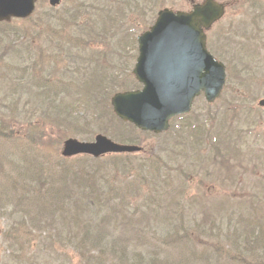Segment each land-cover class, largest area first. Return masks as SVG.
I'll list each match as a JSON object with an SVG mask.
<instances>
[{
  "label": "rangeland",
  "instance_id": "rangeland-1",
  "mask_svg": "<svg viewBox=\"0 0 264 264\" xmlns=\"http://www.w3.org/2000/svg\"><path fill=\"white\" fill-rule=\"evenodd\" d=\"M154 1L62 0L51 10L48 0H38L30 19L11 21V29L19 30L27 47L20 61L29 67L22 80L17 76L3 82L11 100L17 98L16 88L22 87L18 109L25 118L11 124L15 125L14 139L0 138V264H62L56 255L63 260L64 253L68 264H78L80 257L72 239L84 226L100 236L104 249L99 257L104 256L105 264L120 263L119 244H128L130 249L137 248V254L154 259L144 264H264V110L257 105L264 98V87L258 91L264 84V0H258L254 17L251 4L241 7L239 2L216 0L227 1L226 14L207 35L208 44L213 42L215 49L224 46L221 39L231 49L241 43L246 61L255 67L253 77L250 66L245 69V65L235 64L232 68L230 89L240 96L248 114L234 131L240 139L231 142L230 149L238 153L226 156L223 163L228 170L220 165L212 169L215 162L209 152L197 157L190 146L179 155L176 140L167 146L173 150L165 155L160 137L134 131L112 112V91L138 86L132 75L138 54L132 39L155 20L153 13L148 14ZM158 1L187 10L202 0ZM255 17L259 31L251 26ZM13 41L3 45L8 51L0 59L3 68L17 55ZM99 68L101 76L126 71L117 83L108 86L107 81L101 86L103 102L87 100L88 92L98 84ZM39 86L49 89V94L37 96ZM205 104L200 97L195 109L204 110ZM10 131L8 128L7 133ZM98 132L124 135L144 150L130 164L124 165L118 157H104L97 161L101 166L97 168L90 161L92 165L84 166L83 175L93 185L88 190L82 186L83 179L79 185L71 183L70 193L64 197L59 191L82 160L72 158L73 164H64L60 154L64 140L84 141ZM193 147L209 150L208 139ZM223 153L212 152L214 156ZM164 157L167 160L162 162ZM162 164L167 166L161 172L150 174ZM179 168L189 176H181ZM105 169H110L108 175L103 174ZM81 191L84 197L74 203ZM57 195L60 202L56 206ZM72 214H76L75 221ZM195 216L199 222L181 225ZM206 220L204 226L216 239L201 234L200 222ZM89 238L93 239H82Z\"/></svg>",
  "mask_w": 264,
  "mask_h": 264
},
{
  "label": "water",
  "instance_id": "water-1",
  "mask_svg": "<svg viewBox=\"0 0 264 264\" xmlns=\"http://www.w3.org/2000/svg\"><path fill=\"white\" fill-rule=\"evenodd\" d=\"M35 0H0V21L28 16ZM59 0H50L56 5ZM223 7L212 0L196 5L190 13H159L149 31L138 37L139 56L133 74L143 84L141 91L116 94L112 100L115 114L142 129L159 131L170 118L189 111L201 91L208 102L219 95L224 84V67L206 49L204 30L219 20ZM264 107V100L259 102ZM118 146L102 136L95 143L65 141L62 155L134 151Z\"/></svg>",
  "mask_w": 264,
  "mask_h": 264
},
{
  "label": "trees",
  "instance_id": "trees-1",
  "mask_svg": "<svg viewBox=\"0 0 264 264\" xmlns=\"http://www.w3.org/2000/svg\"><path fill=\"white\" fill-rule=\"evenodd\" d=\"M7 33H8L7 30H4L3 28H0V43L3 40V36H5ZM238 39L239 38H237V40ZM222 43H223L224 46L222 48H219L220 54L222 56V59L228 64V67H229L231 73L234 74L232 72V70H233L232 69L233 67L231 66L232 62L235 63V61H236L239 64H243V63L245 64V61H246L245 55H244V53L242 51L241 43H239V48H236V49L228 48L226 46L227 43H228L227 40H222ZM3 53H4V50H2L0 52V59H1V56H2L1 54H3ZM251 69H252L251 75L254 76L255 75V71H254L255 67H252ZM1 72L4 75V77L8 78V75L5 72H3V70ZM232 74H231V76H232ZM234 102L236 103V107H234L232 109H229L228 106H226L225 104H222L220 106V109H217L216 111L207 110V113H213V114H215L214 115L215 118L220 117V119H223V121L226 120V117L229 114H233L234 116H240V115L246 116V114H248V111H247V107L244 106L243 102L238 97L234 98ZM198 116H199V114H195V112H194V113H192V114H190L188 116H184V117H182L180 119V122L182 123V125H186V128H187V130L189 132V133H187V135L189 137H191V135H190V125H195L194 128H193V131H192V136L194 138H196L197 132H199V134H202V129H201L202 124L199 126L201 121L198 122ZM207 117L213 119V115L212 114H207ZM224 141L222 139H218L217 145L222 147L224 145ZM223 168H224V170H228L226 165ZM75 169H78V168H75ZM151 172L152 171H150V173ZM81 173H83V169L82 170H78V171H73L71 173L70 180L73 182L79 175H81ZM83 181L84 182H81L82 186H83V184L86 183L87 178L84 177ZM91 185H93V184H91ZM91 185H86L85 184V188H87L89 190V186H91ZM69 193H70V191H68V194ZM81 197H84V196L82 195L80 197H76V199H74V203H76L77 200L80 199ZM182 208H184V206H182ZM75 216H76V214H74V215L72 214L71 215V217H72V219L74 221H75ZM184 222L185 221H183L181 223L182 226H183ZM189 222H191V221H188V223ZM76 223L78 224V220H77ZM88 228L89 227H85V226L81 227V230H83V231H81V230L80 231L83 233ZM200 232H201L202 235H206V236H209V237L211 236V233H212V232H209L207 230V228L204 226V223H203V225L200 228ZM89 234H90L89 231H87L84 236L87 237ZM73 238H75V242L74 243H78L80 241V243L78 245H75V249H77V252L79 253V256H80V259H81L80 260V264H105V261H104L105 259L103 257H98L96 254H93V253H97V254H102L103 253V249L104 248H102L103 244H99V240H100L99 237H98L99 239L95 238L90 244H87L85 242V239H79L78 240L75 236ZM69 243H72L71 240L69 241ZM263 247H264V243H263ZM105 248H108V245H105ZM119 249L125 251L126 247L125 246H120ZM66 255L67 254L64 253V259L60 260V262H62V264L70 263V261L65 258ZM94 256H96V257H94ZM124 256H125V258L128 259L127 255H124Z\"/></svg>",
  "mask_w": 264,
  "mask_h": 264
},
{
  "label": "flooded vegetation",
  "instance_id": "flooded-vegetation-1",
  "mask_svg": "<svg viewBox=\"0 0 264 264\" xmlns=\"http://www.w3.org/2000/svg\"><path fill=\"white\" fill-rule=\"evenodd\" d=\"M257 2H258V0L256 1V3ZM257 7H258V5H257ZM6 129H7L6 115H5V112H3L2 117H0V130H1V134H2L3 138L6 137Z\"/></svg>",
  "mask_w": 264,
  "mask_h": 264
}]
</instances>
